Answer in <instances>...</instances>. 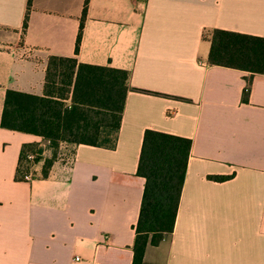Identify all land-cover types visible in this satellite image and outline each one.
Masks as SVG:
<instances>
[{
	"label": "crops",
	"instance_id": "crops-1",
	"mask_svg": "<svg viewBox=\"0 0 264 264\" xmlns=\"http://www.w3.org/2000/svg\"><path fill=\"white\" fill-rule=\"evenodd\" d=\"M27 3L0 0V118L8 89L43 94L50 56L127 70L143 91L115 147L68 145L45 177L14 179L41 137L0 126V264H132L145 129L191 148L173 230L144 264H264V74L208 63L215 28L264 37V0H88L84 16V0H30L23 30Z\"/></svg>",
	"mask_w": 264,
	"mask_h": 264
},
{
	"label": "trees",
	"instance_id": "trees-1",
	"mask_svg": "<svg viewBox=\"0 0 264 264\" xmlns=\"http://www.w3.org/2000/svg\"><path fill=\"white\" fill-rule=\"evenodd\" d=\"M87 3L84 0L83 16ZM29 5L30 0L23 17V30L27 26ZM81 29L82 22L75 53ZM208 63L264 74V37L215 28L210 35ZM128 79L129 72L124 69L79 63L75 57L50 56L42 95L8 89L0 126L40 136L49 142L52 150L50 157H43L38 142L24 143L14 179L28 180L30 163L40 161L43 162L40 174L47 176L61 142L115 147L125 97L128 91H143L131 88ZM248 91L244 89L243 97ZM190 148L189 138L144 130L136 169L144 185L134 226L132 264H144L146 245L156 246L172 232ZM29 153L35 155L32 160L27 157ZM232 176L208 175L207 178L222 182Z\"/></svg>",
	"mask_w": 264,
	"mask_h": 264
},
{
	"label": "built area",
	"instance_id": "built-area-1",
	"mask_svg": "<svg viewBox=\"0 0 264 264\" xmlns=\"http://www.w3.org/2000/svg\"><path fill=\"white\" fill-rule=\"evenodd\" d=\"M38 143H39V146L42 148L41 154L43 155L44 149L49 145V142L41 138V140ZM67 147H68V144L64 142L59 143L57 159H59L60 161H63L65 164H70L72 161V155H71V152L67 151ZM34 156L35 155L33 153H29L27 155L29 160H32ZM30 168H32L33 170L35 169L32 166H30ZM31 176H32V170L30 169V172L29 174H27L26 178L31 179Z\"/></svg>",
	"mask_w": 264,
	"mask_h": 264
},
{
	"label": "rangeland",
	"instance_id": "rangeland-1",
	"mask_svg": "<svg viewBox=\"0 0 264 264\" xmlns=\"http://www.w3.org/2000/svg\"><path fill=\"white\" fill-rule=\"evenodd\" d=\"M46 148H47V149L50 148L49 145H48ZM47 149H46V150H47ZM57 153H58V150H57ZM57 153H56V158H57ZM46 154H47V153H46ZM41 155H42V154H41ZM44 155H45V154H43L42 156H44ZM46 156H47V155H46ZM47 157H49V156H47ZM42 163H43V162H41V163H39V164H35V163L31 164V163H30V165H31L32 167H34V168L37 167V168L39 169V170H38V173H41ZM31 170H32V175H33V177L38 176V175L36 174V171H35V170H33L32 168H31ZM39 176H41V175H39Z\"/></svg>",
	"mask_w": 264,
	"mask_h": 264
}]
</instances>
